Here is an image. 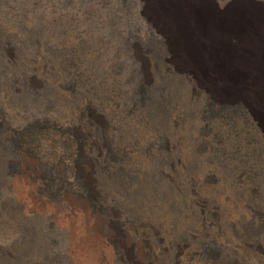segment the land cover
I'll return each instance as SVG.
<instances>
[{
    "label": "rangeland",
    "instance_id": "obj_1",
    "mask_svg": "<svg viewBox=\"0 0 264 264\" xmlns=\"http://www.w3.org/2000/svg\"><path fill=\"white\" fill-rule=\"evenodd\" d=\"M208 1L210 23L264 12ZM147 2L0 0V264H76L86 240L88 264L164 244L177 264H264V111L233 62L247 50L201 49L198 31L171 50Z\"/></svg>",
    "mask_w": 264,
    "mask_h": 264
},
{
    "label": "bare ground",
    "instance_id": "obj_2",
    "mask_svg": "<svg viewBox=\"0 0 264 264\" xmlns=\"http://www.w3.org/2000/svg\"><path fill=\"white\" fill-rule=\"evenodd\" d=\"M147 4H148V8L146 10L147 17L153 22L158 32H161L166 35L168 40V47L171 50L180 51L183 49H189L191 47H195L194 45H191L186 38L184 39L183 37V35H186V33L194 32V31H198L201 34L210 35L214 37L212 39L205 38L204 41H207V43L201 44V46H199V48L201 49L211 48L216 50L219 49L221 46L217 45L216 43L214 44L212 40L216 41V40L224 39L228 36L236 38L237 44L234 48L235 51L237 49L239 51L245 48L247 50V53L246 56H244V58L241 57L240 55L237 56V53H235V56L237 57L234 58L233 62L234 64H245L251 67L250 73L252 74L253 79H251L250 89L248 91L247 98L249 99L252 106L264 111V99H263L264 96L263 93L261 94L260 92V90L262 89L261 88L262 79L258 75V72L260 71H257L255 69V67H260L264 65V56H260L261 52L264 51L263 10L259 8H246V9L241 8L233 12L232 20L230 22L210 23L211 18L210 17L207 18L208 16L211 15V7L209 6L210 3L208 0H148ZM186 21L191 22L190 23L191 25L186 27L184 25H181ZM195 21L198 23V25H196ZM189 63H194V62H189ZM202 63L222 64L224 62L220 60H217L215 62L212 61L211 59L210 60L206 59L202 61ZM26 191L28 194H31V190L29 188H27ZM31 204L32 207L28 210L29 212L32 211V209L39 210L47 207L43 201L39 199H34L32 197H31ZM45 209H47L46 213L49 215L51 213L50 211L51 209H48V207ZM145 231L146 228L144 226L143 227L138 226L139 238L142 239V236L145 233ZM151 237L152 236H150V238ZM230 239L231 238L229 237V240ZM106 241L107 243H109L108 239ZM169 243L167 244L168 246L170 244H173L172 242L170 244ZM74 244L75 246L73 247L74 249L72 251L73 252L72 255L75 258L76 264H88L87 258H89V256L93 253L94 245L92 246L90 242H87V240L86 242L82 241L81 244H76V243ZM164 245H160V246L158 245L154 251L145 250V248H142L139 245L138 260L134 264H177L175 254L173 257L171 256L170 259L164 260L162 258L163 257L162 255H164L163 254ZM106 253L110 258L116 257V259L118 260V264H131L128 259V248L125 246L121 247L116 252L113 250V248L112 249L107 248ZM160 257L162 258V260L159 259ZM250 259L251 258H249V260ZM250 261H252V259ZM238 263L240 264V262Z\"/></svg>",
    "mask_w": 264,
    "mask_h": 264
}]
</instances>
